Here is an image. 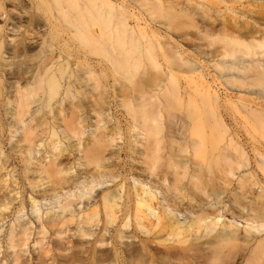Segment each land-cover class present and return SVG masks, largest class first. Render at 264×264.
<instances>
[{
  "label": "bare ground",
  "instance_id": "6f19581e",
  "mask_svg": "<svg viewBox=\"0 0 264 264\" xmlns=\"http://www.w3.org/2000/svg\"><path fill=\"white\" fill-rule=\"evenodd\" d=\"M262 116L264 0H0V264H264Z\"/></svg>",
  "mask_w": 264,
  "mask_h": 264
},
{
  "label": "rangeland",
  "instance_id": "374dc122",
  "mask_svg": "<svg viewBox=\"0 0 264 264\" xmlns=\"http://www.w3.org/2000/svg\"><path fill=\"white\" fill-rule=\"evenodd\" d=\"M231 5L232 6H239V4L237 3V2H232L231 3ZM8 9H10V7L8 8ZM65 39L66 40H68L69 39V35H65ZM42 42V38L40 37V36H38V37H36L33 41H32V43L35 45V47L39 50L40 49V46H39V44ZM79 56L77 55H75L74 56V58H70V60L72 61V60H76V61H73V62H78L79 61V58H78ZM64 60L65 61H67V58L66 57H64ZM10 62V61H9ZM76 68V66H74V69ZM212 70V69H211ZM211 70H209V71H211ZM7 71V70H6ZM212 72V71H211ZM220 86V91L222 92V93H224L223 91H224V88L221 86V85H219ZM232 94H237L236 93V91H234ZM235 96H237V95H235ZM237 100V99H236ZM236 100H234V101H236ZM35 106V108L37 107V105H34ZM119 110V109H118ZM117 110V108L114 106V105H112V112L111 113H113V115H114V118H116V121H117V119L119 120V123H120V120L122 121V126L123 127H125L126 126V121L124 120V118L121 116L122 115V113H120L119 111ZM175 110H172V113L174 112ZM176 112V111H175ZM231 112L232 113H234L233 111H230V113L228 112V113H225V119H227L226 121H227V124L228 125H231V126H233V125H235V123H236V121L239 123V120H241V122H244V121H246V119H247V117H249V116H247V115H245L246 113H243L242 114V112L241 111H236V113H234L233 115L231 114ZM231 116V117H226V116ZM238 115H240L242 118H245V119H241V117L239 116L238 117ZM243 115V116H242ZM253 115V114H252ZM233 116H236V118L235 117H233ZM245 116H247V117H245ZM254 116V115H253ZM255 116H257V117H255ZM254 117H252L253 118V120L254 119H258V117L260 116V114H257V115H255ZM251 117V116H250ZM249 117V118H250ZM262 117H264V116H262ZM232 118H233V121H235V122H233L232 121ZM238 118H240V119H238ZM235 119V120H234ZM259 119H261V118H259ZM253 120L252 119H250V121H248V119H247V123L248 124H253L252 122H253ZM264 120V119H263ZM230 121V122H229ZM255 121H259V120H255ZM240 122V123H241ZM246 122H244V123H246ZM250 122V123H249ZM237 123V124H238ZM244 123H242V124H244ZM113 124H115V120L113 119L112 120V123L110 124V125H106L107 127H110V128H112L111 126L113 125ZM256 124V123H255ZM101 126H103V125H101ZM176 127V126H175ZM238 128H239V126H238ZM176 130H177V127L175 128ZM240 129H242L241 127H240ZM93 131V129H88L87 130V132H86V134H85V137H83V138H86L87 136H88V132H92ZM241 131V130H240ZM240 137H241V139H244V138H242V137H244V135H245V133H244V131L242 130L241 132H240ZM243 135V136H242ZM246 137V136H245ZM76 142H78V140L77 139H74L73 140V143H76ZM66 143V142H65ZM120 144L121 145H123V141H120ZM8 148H9V146L7 147V151H8ZM66 156H68V155H66ZM71 158L72 159H74L75 157H74V155H72L71 154ZM13 160V164L11 165V167H10V170H12L13 168H15V170H17V171H19L20 170V164H19V159H18V157L17 156H14L13 158H12ZM17 174V173H16ZM119 181L120 180H116L115 181V183L112 181V180H108V181H106V182H104L102 185H96L95 186V188H94V190H93V193H92V195L93 196H96V194H98V193H103V192H107V190H111L112 188H114L113 186H115V184H117V183H119ZM79 188H80V186L78 185V187H77V189H76V191H75V196L73 197L74 199L76 198V194H78V192H79ZM66 195H63L62 197H61V200L59 201L60 203L59 204H62V203H64V200H65V197ZM52 201H54L53 199L51 200V199H49L48 201H46V202H43L42 204H40L37 208H36V211L38 212V213H35L34 215L32 214V212L31 211H29V212H26L25 214H23V215H21V216H19V219L18 220H20V221H24V220H27V219H29L30 217H35V216H37V214H41V215H43L44 214V216L46 215V213H48L50 210H54L55 212H58L59 211V208H58V205H52ZM79 202H83V201H81V200H79V201H77V203H79ZM53 207H56V208H53ZM28 213H29V216H28ZM11 222H10V219L8 220H6L4 223H2L1 224V226H0V231H1V234L0 235H3L5 232H7V230L10 228V224ZM241 223H244L243 221H241ZM33 239V238H32ZM130 241H132V240H129V242ZM138 241V240H137ZM31 247H32V251H33V249L35 248V249H37V248H39V246L38 245H36V246H34V244L32 243L31 244ZM28 255V254H27ZM27 257H30L29 255L27 256ZM27 257H25V258H27ZM31 258V257H30ZM240 263H241V261H240Z\"/></svg>",
  "mask_w": 264,
  "mask_h": 264
}]
</instances>
